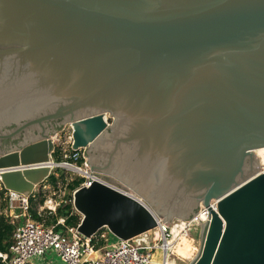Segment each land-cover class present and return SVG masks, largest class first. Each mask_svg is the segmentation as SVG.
<instances>
[{
  "label": "water",
  "instance_id": "water-1",
  "mask_svg": "<svg viewBox=\"0 0 264 264\" xmlns=\"http://www.w3.org/2000/svg\"><path fill=\"white\" fill-rule=\"evenodd\" d=\"M64 125L91 172L152 213L92 181L72 200L85 238L202 205L188 264H264V0H0V173L53 163L0 174L5 190L28 197L64 169Z\"/></svg>",
  "mask_w": 264,
  "mask_h": 264
},
{
  "label": "built area",
  "instance_id": "built-area-1",
  "mask_svg": "<svg viewBox=\"0 0 264 264\" xmlns=\"http://www.w3.org/2000/svg\"><path fill=\"white\" fill-rule=\"evenodd\" d=\"M69 140L68 148L60 150V165L79 175L82 179L79 187H88L92 181L101 182L100 177L89 169L84 151L72 150V129ZM29 197L9 190L3 197L7 208H17L18 213L12 217L16 220L12 244L7 251L0 250V264H31L32 260L44 258L47 253H54L62 264H149L156 249L161 250L160 264H170V259L175 253V242L172 241L174 233L175 237L178 234L187 237L188 233L198 231L209 215L208 210L200 205L198 213L189 221L174 220L169 225L159 221L154 237L148 232L121 240L111 239L106 233V245L95 249L91 241L95 235L85 238L77 231L79 224L76 227H65L64 231H56L54 226H45L42 222L31 220L28 216L31 207ZM216 201L218 200L210 203L214 210ZM57 206L56 204L54 207H48L47 211L54 213ZM40 210L43 211L41 206ZM22 218L24 220H19ZM57 224L63 225L64 219H58Z\"/></svg>",
  "mask_w": 264,
  "mask_h": 264
},
{
  "label": "rangeland",
  "instance_id": "rangeland-1",
  "mask_svg": "<svg viewBox=\"0 0 264 264\" xmlns=\"http://www.w3.org/2000/svg\"><path fill=\"white\" fill-rule=\"evenodd\" d=\"M106 118L109 119V116L106 115ZM110 122H111V120H109V123ZM70 134H71V128L69 125H64L61 127V129L56 133L55 137L53 138V140H54L53 141L54 142V151L56 149L61 150V149H67L68 148L69 141H70L69 140ZM52 159H53L52 160L53 162L54 161L56 162V160L53 157V154H52ZM61 159H62V155H61ZM51 170L52 171L54 170V174L57 175L56 177L59 180L57 186H54V187L50 186L46 183V181H44V182L40 183V185L38 184L33 191L34 196L40 192L41 193L40 198H42V200H43L41 205H39L40 203L38 202L39 200H37V199H35L37 201H35V202H33V204H31L32 208L37 210L39 213H43V211L40 210V206L43 208V210H47L48 207H54V205H56V204L58 206L67 204L69 202L68 196L70 194L68 185L72 181L80 178L79 175L75 171L72 172L70 170L61 169V168L56 169L54 167L51 168ZM262 170H263V166H261V172H262ZM110 180L113 182H116L113 179H110ZM120 186H121V184H120ZM7 191L8 190L4 189V186L2 185L1 180H0V204H2V205L4 204L3 197L5 196ZM129 191H131V190H129ZM70 198H71L70 202L72 203V200H73V193L72 192H71ZM55 209H56V207H55ZM73 210H74V208H73ZM74 212H76V211L74 210ZM76 214H78V213L76 212ZM43 217L45 218L44 215H43ZM156 229H157V227H156ZM156 229L154 228L148 232H150V234L154 237V233L157 231ZM104 230H105V234L110 233L106 228H104ZM148 232H146V233H148ZM187 238L191 241V243H192L191 246L193 247V250L190 252V255L187 258L179 257L176 255V252H175L174 255H172V257L170 259V261H172L174 264H188V262L195 255L197 248H198V244H199L198 243V231H196V232L192 231V232L188 233ZM157 244H160V243H157ZM161 259H162L161 250L156 249L155 251H153L151 261H159ZM31 264H62V263L59 261V258L54 253H47L44 258H41L39 260H36V259L32 260Z\"/></svg>",
  "mask_w": 264,
  "mask_h": 264
},
{
  "label": "trees",
  "instance_id": "trees-1",
  "mask_svg": "<svg viewBox=\"0 0 264 264\" xmlns=\"http://www.w3.org/2000/svg\"><path fill=\"white\" fill-rule=\"evenodd\" d=\"M53 157L56 160V162H61V151L59 149H56L53 153ZM58 169V168H56ZM57 175L54 174V170L51 172L50 176L45 180L46 183L50 186H57L58 179L56 177ZM62 177V176H61ZM82 182L81 178H78L74 181H72L69 185V202L65 205H59L56 207L54 213H49L47 210H43V213H39L37 210L32 208L33 202L39 200L38 202L41 205L42 198L41 193L39 192L34 197H32V194L29 197L30 201V210L28 213V216L31 220L42 222L45 226H54V229L56 231H64L65 227H76L80 223V217L76 212L73 210L72 203L70 202L71 192L75 189H77ZM37 200H34V199ZM6 202L4 201V204H0V250L1 251H7L9 246L12 244V236L13 232L16 227V222L11 223L10 218L7 214H4L2 211L6 208ZM45 216V218L43 217ZM58 219H64L63 225H58L57 221ZM109 238L113 239V235L111 236L110 233H108ZM108 235L105 234V230L101 229L99 230L95 236L92 238V244L94 245L95 249H101L106 245V239L108 238Z\"/></svg>",
  "mask_w": 264,
  "mask_h": 264
},
{
  "label": "bare ground",
  "instance_id": "bare-ground-1",
  "mask_svg": "<svg viewBox=\"0 0 264 264\" xmlns=\"http://www.w3.org/2000/svg\"><path fill=\"white\" fill-rule=\"evenodd\" d=\"M254 153L257 155L261 166H263L262 172H264V148L257 149L254 151ZM52 165H53V163H50V162L19 164L16 167L7 168L4 172H1L0 174H3V176H4V175L12 174V173L21 172L25 169L50 168ZM1 176L2 175H0V177ZM101 183L104 186H106L109 190H112L114 192H118V193L134 200L135 202L137 201V203L145 211H148L151 213V211L141 202V200L136 195H134L131 191H129V189H125L122 185L120 186L119 183L113 182L111 180L109 182H104L101 180ZM216 203H217V205H219L220 199L218 201H216ZM217 205H216V207H217ZM154 219H155L156 226H158L159 220L155 216H154ZM222 221H223V225L225 226L227 223L226 218L222 217ZM87 229L90 231L92 228L88 227ZM172 241L175 242V252H176V255L179 257L187 258L190 255V252L193 250V247L191 246L192 245L191 241L185 235L179 236V234H178L177 237H175V233H174V237H173ZM217 253H218V247L216 249V254ZM160 262H161L160 260L159 261H151L149 264H152V263L153 264H160ZM169 263L174 264L172 261Z\"/></svg>",
  "mask_w": 264,
  "mask_h": 264
},
{
  "label": "crops",
  "instance_id": "crops-1",
  "mask_svg": "<svg viewBox=\"0 0 264 264\" xmlns=\"http://www.w3.org/2000/svg\"><path fill=\"white\" fill-rule=\"evenodd\" d=\"M7 207H8V206L6 205V208H5L2 212H3L4 214H7V215L9 216L11 223H15L16 220H13L12 217H13L15 214L18 213V210H17V208L8 209ZM7 209H8V210H7ZM19 220H24V218L19 219ZM13 221H14V222H13Z\"/></svg>",
  "mask_w": 264,
  "mask_h": 264
}]
</instances>
